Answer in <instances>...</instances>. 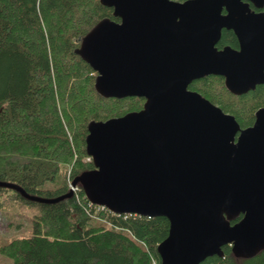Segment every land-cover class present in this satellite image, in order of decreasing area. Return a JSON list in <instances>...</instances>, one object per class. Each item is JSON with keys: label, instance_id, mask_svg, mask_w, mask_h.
Segmentation results:
<instances>
[{"label": "water", "instance_id": "water-1", "mask_svg": "<svg viewBox=\"0 0 264 264\" xmlns=\"http://www.w3.org/2000/svg\"><path fill=\"white\" fill-rule=\"evenodd\" d=\"M101 18L75 49L105 97L142 96L139 110L91 120L86 152L94 167L75 176L92 203L116 213L166 216L161 264H201L230 245L238 257L264 249V106L242 127L199 91L198 78L222 75L246 93L264 83V0H101ZM226 9L227 13H223ZM240 46L217 47L222 29ZM33 201L43 197L0 180ZM242 217L232 223L233 220Z\"/></svg>", "mask_w": 264, "mask_h": 264}, {"label": "trees", "instance_id": "trees-1", "mask_svg": "<svg viewBox=\"0 0 264 264\" xmlns=\"http://www.w3.org/2000/svg\"><path fill=\"white\" fill-rule=\"evenodd\" d=\"M105 16L118 18L100 0H0V180L48 198L67 193L68 165L72 178L94 167L84 159L89 122L143 107L142 96L100 94L97 72L75 52L79 38ZM223 44L238 46L233 31H223ZM189 87L234 114L242 127L264 106V83L236 94L222 75L210 74ZM0 192L40 209L30 236L1 245L14 264H161L157 245L169 233L166 216L101 212L97 219L84 196L40 202L14 188L0 186ZM223 250L201 264H264V249L247 258L230 245Z\"/></svg>", "mask_w": 264, "mask_h": 264}, {"label": "rangeland", "instance_id": "rangeland-1", "mask_svg": "<svg viewBox=\"0 0 264 264\" xmlns=\"http://www.w3.org/2000/svg\"><path fill=\"white\" fill-rule=\"evenodd\" d=\"M71 171L72 165H68L67 183L72 180ZM53 184L46 183V186ZM9 194L0 192V248L13 238L30 236L33 233V218L40 212L38 204L26 203L22 199L12 198ZM103 223L110 225L108 221ZM0 264H14V260L0 250Z\"/></svg>", "mask_w": 264, "mask_h": 264}, {"label": "flooded vegetation", "instance_id": "flooded-vegetation-1", "mask_svg": "<svg viewBox=\"0 0 264 264\" xmlns=\"http://www.w3.org/2000/svg\"><path fill=\"white\" fill-rule=\"evenodd\" d=\"M180 1H184V0H180ZM251 7L253 8V9H255L256 11H263L264 9H260V8H257V7H255L254 6V4L253 3H251ZM223 13H227V11H226V9H224L223 10ZM116 21H121V18L120 17H118L117 19H115ZM225 29H227V30H231V31H233L234 32V30L233 29H229V28H223L222 29V33H223V31L225 30ZM234 34H235V36L237 37V35H236V33L234 32ZM221 36H222V34H221ZM220 39H221V37H220ZM220 39H219V41H220ZM237 40H238V37H237ZM219 41H218V43H217V47H219V48H222V47H224V46H226V45H230V44H223L222 46H219ZM231 46V45H230ZM239 46H240V43H239V40H238V46H232V47H234V48H239ZM204 77V76H203ZM202 78V77H201ZM190 85V84H189ZM190 88V87H189ZM191 89V88H190ZM194 90V89H193ZM201 93V92H200ZM202 94V93H201ZM203 95V94H202ZM204 96V95H203ZM207 98V97H206ZM210 100V99H209ZM254 122V121H253ZM251 125V124H250ZM249 126V125H248ZM246 127V126H245Z\"/></svg>", "mask_w": 264, "mask_h": 264}, {"label": "built area", "instance_id": "built-area-1", "mask_svg": "<svg viewBox=\"0 0 264 264\" xmlns=\"http://www.w3.org/2000/svg\"><path fill=\"white\" fill-rule=\"evenodd\" d=\"M74 189L76 191V196H77L78 200L81 201V196L78 193L79 189L77 187H75ZM88 206H90V207H88V209L91 210L89 214H95V213L101 211L102 209H104V206L94 207V205L92 203H89Z\"/></svg>", "mask_w": 264, "mask_h": 264}]
</instances>
